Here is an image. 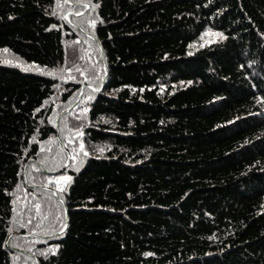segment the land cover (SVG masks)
<instances>
[{
    "label": "trees",
    "instance_id": "trees-1",
    "mask_svg": "<svg viewBox=\"0 0 264 264\" xmlns=\"http://www.w3.org/2000/svg\"><path fill=\"white\" fill-rule=\"evenodd\" d=\"M4 52L0 264H264V0H0Z\"/></svg>",
    "mask_w": 264,
    "mask_h": 264
},
{
    "label": "rangeland",
    "instance_id": "rangeland-1",
    "mask_svg": "<svg viewBox=\"0 0 264 264\" xmlns=\"http://www.w3.org/2000/svg\"><path fill=\"white\" fill-rule=\"evenodd\" d=\"M90 6H88V8H89ZM218 37H219V35H218V33L217 32H214V31H207V35H206V37H205V39H204V41L202 42V43H204V42H211V41H213V40H216V39H218ZM6 56H8V54L7 53H2L1 55H0V57L4 60L5 58H6ZM4 63H5V61H3ZM21 66V68H23V69H25V70H30L31 68V65L32 64H29V63H24V62H20L19 63ZM19 66V65H18Z\"/></svg>",
    "mask_w": 264,
    "mask_h": 264
},
{
    "label": "snow or ice",
    "instance_id": "snow-or-ice-1",
    "mask_svg": "<svg viewBox=\"0 0 264 264\" xmlns=\"http://www.w3.org/2000/svg\"><path fill=\"white\" fill-rule=\"evenodd\" d=\"M218 35H220L221 38H224L222 34H218ZM5 51H7V50H5ZM81 147H82V146H81ZM61 179H66V180H69V181H70L71 178H70V177H61ZM50 182H51V181H50ZM39 208H40V205H36V209L39 210Z\"/></svg>",
    "mask_w": 264,
    "mask_h": 264
}]
</instances>
